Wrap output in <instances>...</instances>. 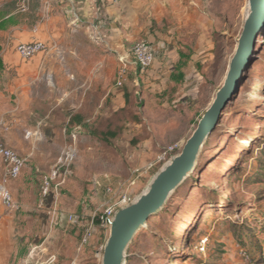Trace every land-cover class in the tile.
Listing matches in <instances>:
<instances>
[{
  "label": "rangeland",
  "instance_id": "obj_1",
  "mask_svg": "<svg viewBox=\"0 0 264 264\" xmlns=\"http://www.w3.org/2000/svg\"><path fill=\"white\" fill-rule=\"evenodd\" d=\"M16 3L0 0V51L16 52L14 19H24L28 14L16 13ZM124 3L143 9L139 26L147 19L158 27L160 39L172 33L175 37L188 33L184 41L192 38L193 42H206L207 49L200 55L204 61L198 63L191 79L197 81V112L188 122L189 117L183 116L185 109L181 110L184 101L158 110L162 100L158 85L146 80L156 61L146 73H138L136 84L131 80L128 87L116 85L119 56L126 55L127 75L137 73L130 52L136 43L147 40L139 31L118 29L111 39L128 45L122 53L119 49L109 52V67L115 65V75L107 89L78 94L85 103L80 110L89 119L79 135L65 130L57 147L44 136L43 123L41 140L24 139L38 151L16 152L25 165L19 178L9 185L10 191L15 185L14 207L7 210L0 202V264H102L109 228H102L97 216L108 207H116L122 196L133 201L148 189L164 165L155 163L156 157L172 146L176 148L171 157L180 153L221 86L245 15V0ZM261 22L239 68L233 93L203 144L194 171L135 233L125 251L124 264H264V16ZM102 50H109L107 44ZM21 64L29 67L42 62L35 56L21 59ZM128 89L130 102L119 108L115 99ZM20 93L23 96H13L3 111L14 126L10 133L25 137L38 121L45 122V111L62 99L63 92L51 82L28 85L25 92L16 94ZM151 135L163 137L162 145L154 151L145 145ZM71 144L77 157L58 190L56 203L37 209L41 175ZM149 164L153 167L147 170ZM69 215L75 216L74 222L68 220Z\"/></svg>",
  "mask_w": 264,
  "mask_h": 264
},
{
  "label": "crops",
  "instance_id": "obj_2",
  "mask_svg": "<svg viewBox=\"0 0 264 264\" xmlns=\"http://www.w3.org/2000/svg\"><path fill=\"white\" fill-rule=\"evenodd\" d=\"M124 1L115 3L113 0H34L29 5L26 18L23 19L21 16L19 19L18 17L14 19L13 43L17 46L19 43L37 41L43 44L44 50L36 55L39 56L42 65L29 67L22 66L16 52L0 51V131L7 147L20 154H25L26 151L34 153L39 149L33 144L26 145L25 137L21 133L18 136L10 133L14 126L11 125V119L4 117L3 111L13 96L16 99L23 96V93L17 95V92H25L28 85L36 86L38 83L50 85L53 82L56 88L63 92L62 99L44 113L43 123L46 127L44 136L52 142V145L58 147L61 144L56 143L62 141L65 130L79 135L82 126L89 119L80 110L85 103L83 96L79 97L78 94L86 90L107 89L115 75V65L112 69L109 67V52L117 53L119 49L118 52L122 53L124 46L128 45L126 42L117 41L116 38L111 39V36L116 37L118 29L139 31L141 38L147 39L146 41L156 51L155 66L147 73L137 69V73L128 72L127 75L126 70L122 85L128 87L131 80L136 84L138 73L139 75L142 72L146 73L147 84L153 85L154 82L156 86L158 85L159 96L162 98L159 100L158 110L184 101L181 103V110L185 109L183 116L189 117L188 122L192 120L197 112V96L194 93L197 81L191 79L198 63L204 61L200 59V55L207 49L206 42L201 39L193 42L192 38L184 41L188 33L184 37H175L172 33L171 36H166L168 38L160 39L157 35L160 33L158 27L147 19L139 26L138 21L139 17L143 18V9H138L134 4H126ZM103 27L106 29L104 30ZM107 30L109 37L104 33L108 32ZM106 44L109 50H102V45ZM125 56L124 54L119 57L125 58ZM37 61L32 60L33 63ZM109 93L108 89L106 96ZM130 93L131 90L128 89L125 93L118 94L115 100L119 108L128 106L130 97H127V94ZM153 117L150 119L155 122L156 119ZM182 136L184 135H181V138ZM162 139L163 137L160 136L152 138L151 135L150 140L145 141V145L147 148H153L154 151L162 145ZM14 186L12 184L11 193L16 199Z\"/></svg>",
  "mask_w": 264,
  "mask_h": 264
},
{
  "label": "water",
  "instance_id": "obj_3",
  "mask_svg": "<svg viewBox=\"0 0 264 264\" xmlns=\"http://www.w3.org/2000/svg\"><path fill=\"white\" fill-rule=\"evenodd\" d=\"M245 4L246 12L233 52L227 61L221 86L214 92L180 153L162 166L144 193L115 212L109 224L102 264H124L125 251L135 233L163 207L169 196L194 171L200 150L233 93L239 68L262 23L264 0H245Z\"/></svg>",
  "mask_w": 264,
  "mask_h": 264
},
{
  "label": "built area",
  "instance_id": "obj_4",
  "mask_svg": "<svg viewBox=\"0 0 264 264\" xmlns=\"http://www.w3.org/2000/svg\"><path fill=\"white\" fill-rule=\"evenodd\" d=\"M34 0H17L16 12L26 13L29 9L30 3ZM122 0H113L115 3H120ZM44 50L42 43L31 41L28 43L17 44L15 51L22 60H29L38 55ZM134 63L138 66L139 70H147L156 59L155 48L147 41L136 43L130 52ZM120 67L117 72L116 85L122 86V81L126 76V61L124 58H119ZM43 127V120L38 121L35 129L27 131L25 138L33 141H39L42 138L41 128ZM75 138V134H71ZM176 146L164 149L157 157L155 163H163L170 160L172 153ZM77 157V150L74 144L69 145L55 160L50 170L41 175L39 186V200L36 208L43 210L47 207L54 205L58 199V190L63 185L66 177L70 175L74 160ZM25 160L17 154L14 150L7 147L0 134V202L2 206L10 210L14 207V201L9 189L10 182L17 180L24 168ZM153 164H149L146 168L151 169ZM131 203V199L127 196H122L116 207H108L99 216L97 222L102 228H109V224L117 211V208H122ZM75 216L69 215L68 220L75 221Z\"/></svg>",
  "mask_w": 264,
  "mask_h": 264
},
{
  "label": "bare ground",
  "instance_id": "obj_5",
  "mask_svg": "<svg viewBox=\"0 0 264 264\" xmlns=\"http://www.w3.org/2000/svg\"><path fill=\"white\" fill-rule=\"evenodd\" d=\"M245 6H246V4H245ZM245 12H246V8H245ZM222 81H223V79L221 80V82H222ZM221 84H222V83H221ZM192 172H193V171H192ZM192 172H191V173H192ZM191 173H190V174H191Z\"/></svg>",
  "mask_w": 264,
  "mask_h": 264
},
{
  "label": "trees",
  "instance_id": "obj_6",
  "mask_svg": "<svg viewBox=\"0 0 264 264\" xmlns=\"http://www.w3.org/2000/svg\"><path fill=\"white\" fill-rule=\"evenodd\" d=\"M137 66V65H136ZM137 69L139 70L138 66H137Z\"/></svg>",
  "mask_w": 264,
  "mask_h": 264
}]
</instances>
